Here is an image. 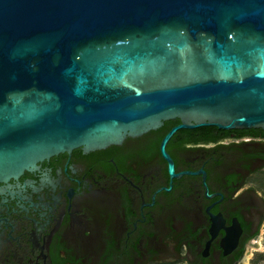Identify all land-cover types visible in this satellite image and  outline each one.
Here are the masks:
<instances>
[{
  "label": "water",
  "instance_id": "95a60500",
  "mask_svg": "<svg viewBox=\"0 0 264 264\" xmlns=\"http://www.w3.org/2000/svg\"><path fill=\"white\" fill-rule=\"evenodd\" d=\"M171 120L264 128V0H0V184Z\"/></svg>",
  "mask_w": 264,
  "mask_h": 264
},
{
  "label": "flooded vegetation",
  "instance_id": "af4514ba",
  "mask_svg": "<svg viewBox=\"0 0 264 264\" xmlns=\"http://www.w3.org/2000/svg\"><path fill=\"white\" fill-rule=\"evenodd\" d=\"M181 123V122H180ZM161 129L0 184V264H246L264 226V128Z\"/></svg>",
  "mask_w": 264,
  "mask_h": 264
},
{
  "label": "rangeland",
  "instance_id": "374dc122",
  "mask_svg": "<svg viewBox=\"0 0 264 264\" xmlns=\"http://www.w3.org/2000/svg\"><path fill=\"white\" fill-rule=\"evenodd\" d=\"M259 246H254L253 250L247 254L246 264H264V226L260 233Z\"/></svg>",
  "mask_w": 264,
  "mask_h": 264
},
{
  "label": "trees",
  "instance_id": "16d2710c",
  "mask_svg": "<svg viewBox=\"0 0 264 264\" xmlns=\"http://www.w3.org/2000/svg\"><path fill=\"white\" fill-rule=\"evenodd\" d=\"M180 123V120H171L165 123L164 128H162L161 130L164 131L165 133L168 132L170 130V128L176 124Z\"/></svg>",
  "mask_w": 264,
  "mask_h": 264
}]
</instances>
